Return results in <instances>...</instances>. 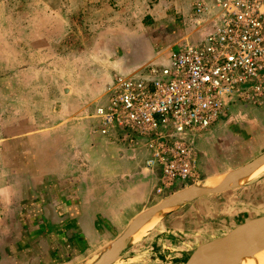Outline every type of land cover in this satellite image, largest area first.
Masks as SVG:
<instances>
[{
	"label": "crops",
	"instance_id": "obj_1",
	"mask_svg": "<svg viewBox=\"0 0 264 264\" xmlns=\"http://www.w3.org/2000/svg\"><path fill=\"white\" fill-rule=\"evenodd\" d=\"M134 9H139L136 0L129 11L134 14ZM155 11L144 8L137 20L128 18L117 29L110 62L105 64L113 74L110 79L99 82L103 75L96 68L101 69V61L93 68L82 66L79 80L72 81L64 96L54 100L59 109L50 114L49 123L39 120L43 114L36 108L33 122L1 137L0 264L85 261L123 234L137 216L154 205L155 198L169 195V188L162 184L161 168L146 167L151 157L148 146L102 134L101 120L96 117L98 109L108 104L107 86L115 74L165 62L180 37L199 40L192 17L189 24L181 26L173 22L179 21L178 15L163 8ZM245 108L237 124L222 122L195 136L198 181L201 176H218L239 168L261 155L264 106ZM260 185L261 195L264 185ZM159 225L143 238L137 255H160L166 261L172 257L171 262L185 264L198 246L208 242L183 248L186 243L182 238H195L200 229L192 225L190 232L184 233L178 227L181 235H173L170 226ZM209 232L203 235L209 237Z\"/></svg>",
	"mask_w": 264,
	"mask_h": 264
},
{
	"label": "rangeland",
	"instance_id": "obj_2",
	"mask_svg": "<svg viewBox=\"0 0 264 264\" xmlns=\"http://www.w3.org/2000/svg\"><path fill=\"white\" fill-rule=\"evenodd\" d=\"M134 1L0 0V139L4 133L13 134L9 131L19 130L20 125L33 122L35 117L32 115L36 108L43 114L39 120L49 123L50 114L59 109L58 106L54 107V100L57 96H64L65 89L71 86L72 81L79 80L82 66L91 65L93 68L101 61V69L96 68L100 72L98 74L103 75L99 82L110 79L113 74L106 70L105 64L110 62L109 50L116 40L117 29L124 26L126 19L137 20L142 16L144 8H154V11L159 12L163 8V11L178 15L176 20L179 21L173 22L183 26L189 24V17L194 13L195 0H136L139 9L133 10L134 15L129 11ZM192 28L200 30L203 26L196 24ZM185 37L176 38V41L180 42ZM248 108L256 106L250 103ZM243 109L246 108L235 107L232 114L222 122L237 124ZM234 170L223 171L218 176H201L192 186L189 184L171 188L169 195L155 198L153 206L179 191L199 187L209 179L211 183H216ZM260 184L264 185V171L248 183H233L223 193L186 200L158 213L136 236L138 240H130L128 249L123 252L124 257L116 264H177L174 260L171 262L172 257L166 261L160 255L143 256L135 253H140L139 245L153 226L157 223L161 227L167 224L170 226V234L181 235L179 228L189 233L195 225L200 229V235L195 238L186 235L182 238L186 245H181L183 248H195L201 242L212 240L232 229L238 221L245 222L264 214V192L260 195ZM207 231L211 233L209 237L203 235ZM114 241L106 248H112ZM105 251L97 252L77 264H91Z\"/></svg>",
	"mask_w": 264,
	"mask_h": 264
},
{
	"label": "built area",
	"instance_id": "obj_3",
	"mask_svg": "<svg viewBox=\"0 0 264 264\" xmlns=\"http://www.w3.org/2000/svg\"><path fill=\"white\" fill-rule=\"evenodd\" d=\"M193 11L199 40L115 74L96 115L102 134L148 146L146 167H160L169 190L198 180L197 134L235 107L264 106V0H195Z\"/></svg>",
	"mask_w": 264,
	"mask_h": 264
},
{
	"label": "water",
	"instance_id": "obj_4",
	"mask_svg": "<svg viewBox=\"0 0 264 264\" xmlns=\"http://www.w3.org/2000/svg\"><path fill=\"white\" fill-rule=\"evenodd\" d=\"M264 164V154L254 158L247 164L236 168L228 174L219 188L191 187L175 193L159 204L137 216L130 226L121 234L111 246L98 257L94 264H114L122 258V253L130 243L134 230L156 216L160 211L166 210L180 202L195 200L205 195L220 194L227 191L233 183L243 175L250 174ZM264 242V215L245 221L220 236L198 246L185 264H230L241 256L247 254L244 244L258 249ZM252 249V250H253ZM238 261V260H237Z\"/></svg>",
	"mask_w": 264,
	"mask_h": 264
},
{
	"label": "bare ground",
	"instance_id": "obj_5",
	"mask_svg": "<svg viewBox=\"0 0 264 264\" xmlns=\"http://www.w3.org/2000/svg\"><path fill=\"white\" fill-rule=\"evenodd\" d=\"M263 171H264V164L261 165L259 168H257L255 171L251 172L250 174L243 175L237 181V183L238 184L248 183V182L252 181L253 179H255ZM227 176L228 175H225V177H222L216 183H211V181H208L207 183H203V184L199 185V187L200 188L201 187L202 188H206V187H208V188H219L221 186V184L224 182V180L226 179ZM160 212H162V211H160ZM156 216H154V217H156ZM153 218H151V219H153ZM151 219L147 220L146 222H144L143 224L138 226L134 230V232L132 233L131 239L137 238L136 236H139L138 234L144 228L146 223H148ZM138 239H139V237L137 238V240ZM243 247L247 250V254H245L244 256L239 257L238 259H236V261H232L230 264H264V242L262 243L261 247H259L258 249L250 248L251 246L249 244H244ZM97 259H98V257L91 264H93Z\"/></svg>",
	"mask_w": 264,
	"mask_h": 264
}]
</instances>
